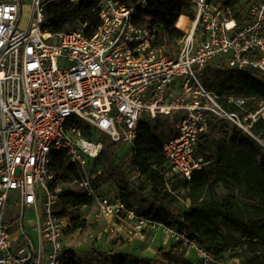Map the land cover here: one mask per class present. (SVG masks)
Here are the masks:
<instances>
[{
  "label": "built area",
  "instance_id": "1",
  "mask_svg": "<svg viewBox=\"0 0 264 264\" xmlns=\"http://www.w3.org/2000/svg\"><path fill=\"white\" fill-rule=\"evenodd\" d=\"M49 1L31 0L22 28V0H0V264H65L71 222L59 208L65 189L53 171L57 155L74 166L78 189L100 218L126 220L138 233L161 231L198 264H238L95 186L102 172L91 164L102 143L84 129L131 147L140 121H171L173 136L162 144L166 181H189L212 163L197 149L218 121L264 150V133L256 131L264 125V101L218 95L202 81L213 68L264 74V0H194V18L170 56L162 29L139 24L146 0L139 8L98 0V25L78 21L60 29L49 25ZM12 194L16 212L7 215ZM27 211L34 213L29 227Z\"/></svg>",
  "mask_w": 264,
  "mask_h": 264
},
{
  "label": "trees",
  "instance_id": "2",
  "mask_svg": "<svg viewBox=\"0 0 264 264\" xmlns=\"http://www.w3.org/2000/svg\"><path fill=\"white\" fill-rule=\"evenodd\" d=\"M98 0H69L46 8L50 27L54 29L74 25L75 22H89L98 25L92 12ZM140 0H116L125 8H139ZM194 0H146L147 6L140 17L139 24L158 25L165 34V55L178 52L177 42L184 36L177 21L181 16L193 20ZM142 17L146 20H142ZM170 43L173 47H170ZM205 86L218 95H240L257 97L264 101V74H252L246 71L209 69L202 76ZM168 120L157 119L140 121L137 137L130 147L129 166L138 178L151 187V196L143 200L140 213L158 223L184 232L190 240L205 247L216 256H223L236 244L244 240L248 245H260L264 249V150L249 136L237 128L230 127L224 121L212 124L209 132L198 144L197 154L212 163L205 169L194 171L189 181L173 179L166 181L163 170L166 159L162 152L163 142L173 136ZM256 131L264 133V125H258ZM97 135L102 143L101 154L107 153L115 145L106 144L102 134L84 129V136ZM53 171L59 175L61 184L75 182L78 172L68 164L62 155L53 162ZM111 181L103 174L93 180L95 186ZM222 184L228 191L220 196L216 186ZM122 199L132 207L127 184L121 186ZM185 191L192 207L181 216H175L168 209L176 191ZM251 201L253 203H251ZM93 202L81 192L64 191L61 196V214L68 216L70 230H84L86 220L80 209L90 207ZM176 247H179L176 244ZM171 259V253H164ZM65 264H77L72 251L66 250ZM102 264H152L149 258L130 253H109L104 255ZM260 264L255 253L243 257L239 264Z\"/></svg>",
  "mask_w": 264,
  "mask_h": 264
},
{
  "label": "rangeland",
  "instance_id": "3",
  "mask_svg": "<svg viewBox=\"0 0 264 264\" xmlns=\"http://www.w3.org/2000/svg\"><path fill=\"white\" fill-rule=\"evenodd\" d=\"M45 1V0H43ZM62 1L52 0L47 2L46 8L57 6ZM22 14L20 27H26L31 12V0H22ZM183 32L190 27L189 19L180 18L176 25ZM171 124V121H169ZM173 125V124H172ZM106 144L111 145L110 138L102 134ZM87 138V137H86ZM89 140L97 141V135H91ZM130 147L115 143L107 153H103L91 164V170L97 169L104 176H109L111 181L104 184L101 191L103 193H115L122 197L121 186L127 184L131 194L130 201L132 207L139 213L142 209L143 200L150 198V185L138 178L129 166ZM66 191L80 192L76 182L68 183L64 186ZM216 191L220 196L228 194L224 185L218 184ZM172 203L168 204V209L175 216H181L186 210L192 207L186 198L185 191H176ZM15 194L10 195L7 215L16 212L14 202ZM251 203H253L251 201ZM61 208V206L59 207ZM82 218L86 220V228L75 232L69 230L64 237V245L66 250L72 251L77 264H102L103 254L109 253H130L140 257L149 258L152 264H198L196 258L191 252L181 251L174 241L161 231H144L136 232L133 227L126 221H113L111 225L105 219L98 216L97 208L94 206L82 207L80 209ZM34 220V213L27 211L25 214V224L27 227ZM109 228H119L113 233L109 232ZM164 253H171L172 258L169 260ZM259 256L260 264H264V249L260 245H248L244 240L237 241L223 255V258L237 262H241L243 257L253 254ZM259 264V263H258Z\"/></svg>",
  "mask_w": 264,
  "mask_h": 264
},
{
  "label": "crops",
  "instance_id": "4",
  "mask_svg": "<svg viewBox=\"0 0 264 264\" xmlns=\"http://www.w3.org/2000/svg\"><path fill=\"white\" fill-rule=\"evenodd\" d=\"M90 207H91V206H90ZM90 207H89V208H90ZM94 207H95V206H94ZM106 221H107V222H110V223H108V225H111V223H113V221H112V220H110V219H107ZM118 229H119V228H116V230H115V231H117Z\"/></svg>",
  "mask_w": 264,
  "mask_h": 264
},
{
  "label": "bare ground",
  "instance_id": "5",
  "mask_svg": "<svg viewBox=\"0 0 264 264\" xmlns=\"http://www.w3.org/2000/svg\"><path fill=\"white\" fill-rule=\"evenodd\" d=\"M180 18H182V19H184V20H185V17H184V16H181ZM180 18H179V19H180ZM179 19H178V20H179ZM177 22H178V21H177Z\"/></svg>",
  "mask_w": 264,
  "mask_h": 264
}]
</instances>
